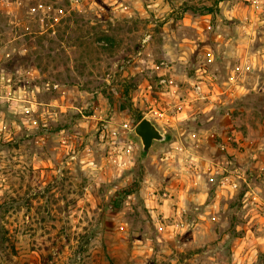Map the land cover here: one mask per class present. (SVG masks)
I'll return each instance as SVG.
<instances>
[{"label": "rangeland", "instance_id": "374dc122", "mask_svg": "<svg viewBox=\"0 0 264 264\" xmlns=\"http://www.w3.org/2000/svg\"><path fill=\"white\" fill-rule=\"evenodd\" d=\"M0 264H264V0H0Z\"/></svg>", "mask_w": 264, "mask_h": 264}, {"label": "water", "instance_id": "95a60500", "mask_svg": "<svg viewBox=\"0 0 264 264\" xmlns=\"http://www.w3.org/2000/svg\"><path fill=\"white\" fill-rule=\"evenodd\" d=\"M134 131L140 139L142 151L145 155L149 154L155 142H163L167 138L161 128L148 117L142 118Z\"/></svg>", "mask_w": 264, "mask_h": 264}]
</instances>
